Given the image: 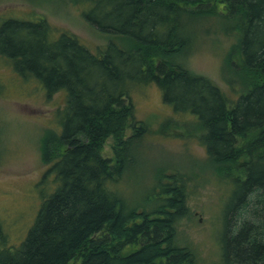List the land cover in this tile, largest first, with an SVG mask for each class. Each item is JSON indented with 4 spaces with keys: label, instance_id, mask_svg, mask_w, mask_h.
Masks as SVG:
<instances>
[{
    "label": "trees",
    "instance_id": "obj_1",
    "mask_svg": "<svg viewBox=\"0 0 264 264\" xmlns=\"http://www.w3.org/2000/svg\"><path fill=\"white\" fill-rule=\"evenodd\" d=\"M76 1L85 21L110 36L104 47L42 18L0 26V56L15 73L37 79L48 98L65 93L60 130L40 141V183L52 177L55 188L19 244L0 222V264H196L177 226L191 215L185 175L161 176L142 208H130L118 188L148 131L131 96L150 84L174 112L196 118L200 145L230 187L220 264H264V0ZM214 15L238 37L235 99L176 59L189 44L185 19Z\"/></svg>",
    "mask_w": 264,
    "mask_h": 264
},
{
    "label": "rangeland",
    "instance_id": "obj_2",
    "mask_svg": "<svg viewBox=\"0 0 264 264\" xmlns=\"http://www.w3.org/2000/svg\"><path fill=\"white\" fill-rule=\"evenodd\" d=\"M82 11L76 0H0V26L9 20L42 18L77 35L93 50L104 47L110 36L91 27ZM185 21L189 44L177 61L193 74L214 81L227 97L237 98L243 86L236 67L240 62L235 30L225 32L217 15ZM131 100L148 131L133 148L135 166L118 185L122 198L130 208H142L146 198L152 199L151 191H157L161 176L185 175L191 215L177 224L179 238L195 250L196 264H220L219 242L226 232L230 187L200 145L196 118L174 112L153 84L139 86ZM64 104V92L48 98L37 79H22L0 56V222L9 242L16 245L25 239L44 197L55 188L52 177L40 183L47 170L40 141L47 130H60L57 109ZM114 143L112 138L106 141L104 156L112 155Z\"/></svg>",
    "mask_w": 264,
    "mask_h": 264
},
{
    "label": "bare ground",
    "instance_id": "obj_3",
    "mask_svg": "<svg viewBox=\"0 0 264 264\" xmlns=\"http://www.w3.org/2000/svg\"><path fill=\"white\" fill-rule=\"evenodd\" d=\"M234 216V215H233Z\"/></svg>",
    "mask_w": 264,
    "mask_h": 264
}]
</instances>
